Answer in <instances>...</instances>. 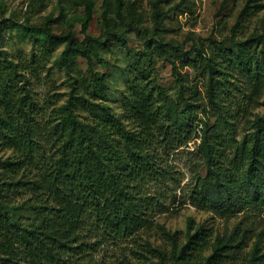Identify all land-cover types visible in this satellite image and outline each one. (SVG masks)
I'll return each mask as SVG.
<instances>
[{
	"label": "trees",
	"instance_id": "1",
	"mask_svg": "<svg viewBox=\"0 0 264 264\" xmlns=\"http://www.w3.org/2000/svg\"><path fill=\"white\" fill-rule=\"evenodd\" d=\"M259 7L264 4L248 0L233 25L230 40L237 49L202 44L186 57L187 64L206 73L208 100L216 110L215 123L201 129V103L183 93L176 101L167 97L155 82L152 52L133 53L120 115L103 99L106 74L94 67L96 59L100 64L105 61L89 46L92 41L109 48L112 38L86 35L84 45L78 46L71 32L54 30L52 18L42 24L0 21V40L6 28L16 26L24 37L29 35L40 58H48L60 41H67L59 61L71 71L74 59L82 56L93 77L72 86L65 103L54 110L49 133L56 136L57 145L49 154L35 129L36 104L30 90L24 86L25 92L16 97L9 81L13 73L19 74L18 65L0 48V146L12 150L0 158V264H88L87 257L100 243L133 235L165 205L152 188L176 182L177 177L161 163L162 153L199 136L195 152L208 173L205 177L197 173L193 201L226 213L264 211V113L248 118L244 133L237 135V119L245 112L239 93L247 98L249 83L264 84V41L260 45L254 37L239 40L235 35L244 16ZM92 12L88 4L85 32ZM35 33L43 37L35 38ZM108 34L126 45L124 34ZM174 74L183 86L181 76ZM16 207L29 215L17 216L11 209ZM239 228L240 223L211 241L207 228L190 218L181 244L179 232L166 230L174 245V264H232L237 251L247 246V229L242 234ZM253 238L241 264H264V226ZM205 245L211 250L203 256Z\"/></svg>",
	"mask_w": 264,
	"mask_h": 264
},
{
	"label": "rangeland",
	"instance_id": "2",
	"mask_svg": "<svg viewBox=\"0 0 264 264\" xmlns=\"http://www.w3.org/2000/svg\"><path fill=\"white\" fill-rule=\"evenodd\" d=\"M247 3L248 0H0V21H3L2 25L10 21L25 23L27 20L31 24H42L52 18L54 30L71 32L78 46L84 45L86 35L100 40L112 38L113 43L109 48L92 41L89 46L98 58L105 61V64H100L96 59L94 67L106 74L103 99L113 112L120 115L123 114V101L127 96L129 68L134 64L133 53L152 52L155 57V82L167 97L176 101L183 93L188 100L201 103L198 108V127L201 129L206 123H215L216 110L208 100L206 73L187 64L186 57L190 51L196 52L202 44L209 49L220 44L237 49L230 37L233 25ZM88 4L93 12L85 32L82 25ZM257 4H264V0H257ZM252 12L244 16L235 37L239 40L254 37L262 45L264 7L255 8ZM109 31L124 34L126 45L114 35L109 36ZM34 37L42 38L43 35L35 33ZM66 46L67 41H60L51 56L40 58L39 50L35 49L29 35L24 37L16 26L6 28L0 40V48L6 50L18 65L19 74L13 73L9 83L14 86L16 97L25 92L24 86L30 90L36 104L35 129L40 144L49 154L54 152L57 145L56 136L49 133L54 110L65 103L72 86L83 79L89 83L93 78L84 57L74 59L71 71L59 61ZM34 50L36 58L33 57ZM174 72L181 76L183 86ZM254 85L248 84L247 98L239 93L238 102L245 112L241 113L240 121L237 119L240 124L238 137L244 133L248 118L264 113V84ZM80 91L84 92L86 88L81 87ZM89 92L87 94L91 96ZM181 105L182 108L184 104ZM79 112L87 114L80 109ZM200 143L199 136L185 146L162 153L161 163L177 177L176 182L169 181L166 186L160 184L152 188V193L161 194L165 205L153 211L148 223L133 235L100 243L98 249L87 257L88 264H152L162 260L174 264V245L165 231L179 232L181 244L190 218L195 224L207 228L211 241L219 233H230L239 223L240 233L247 229V246L243 252L237 251L232 262L242 263L245 252L253 245L254 233L264 226V211L254 213L245 209L226 213L193 201L192 186L197 173L203 177L208 173L207 166L195 152ZM11 154V149L0 146V158ZM178 180H181L179 184ZM21 197L18 196L17 200H21ZM11 209L17 216L29 215L26 209ZM150 248L160 249L161 253ZM210 250V246L205 245L201 253L206 256Z\"/></svg>",
	"mask_w": 264,
	"mask_h": 264
}]
</instances>
